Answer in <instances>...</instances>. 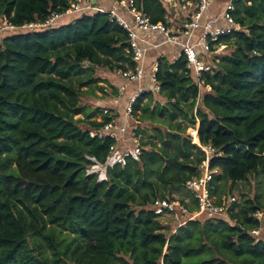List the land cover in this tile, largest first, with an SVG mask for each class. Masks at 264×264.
Instances as JSON below:
<instances>
[{"label": "trees", "instance_id": "trees-1", "mask_svg": "<svg viewBox=\"0 0 264 264\" xmlns=\"http://www.w3.org/2000/svg\"><path fill=\"white\" fill-rule=\"evenodd\" d=\"M70 1L0 0V18L45 21ZM137 7L167 23L164 0H137ZM235 16L248 33L227 39L230 53L205 75L212 93L199 104L185 59L159 58L164 102L144 106L154 100L145 93L133 107L159 125L142 155L109 166L104 181L89 170L106 164L113 141L89 131L108 119L93 121L100 111L87 113L81 100L83 88L103 83L96 69L134 68L126 31L98 14L0 42V264H226L213 249L235 264H264V240L250 234L261 228L254 214L264 213V202L244 198L233 204L231 224L192 221L170 235L150 210L201 175L206 155L190 128L200 145L223 153L211 162L221 169L212 183L218 203L234 185L264 174V0H239Z\"/></svg>", "mask_w": 264, "mask_h": 264}, {"label": "built area", "instance_id": "built-area-1", "mask_svg": "<svg viewBox=\"0 0 264 264\" xmlns=\"http://www.w3.org/2000/svg\"><path fill=\"white\" fill-rule=\"evenodd\" d=\"M239 0H166L168 13L167 23H153L151 18L140 11L137 0H71L70 7L62 13H52L45 21H34L23 25L12 24L7 18H0V41L16 35L37 33L64 24H69L79 17L108 14L111 21L122 27L129 38L130 52L135 63L133 69L111 71L122 85L116 88L115 103L110 108L103 107L97 122L107 117L108 122L99 129L89 131L90 137L101 141L111 140L106 164L95 162L89 174L97 175L95 168H105L123 163L126 159L138 158L143 153V142L140 132L141 122L134 104L138 98L152 91L160 93V84L156 74L159 58L166 47L178 50L175 61L185 59L186 68L195 85L199 88L198 104L205 94L212 93V88L205 84V75L214 74V69L230 51L227 40L235 33L247 32L236 19V3ZM173 25V27L171 26ZM159 36L162 41H159ZM197 38V40H194ZM157 55L150 71L151 88L140 87L134 94L123 101L124 107L119 109V100L125 98L128 86L143 83L146 79L145 60L148 56ZM173 62V63H174ZM88 67L89 63L86 62ZM106 91V90H105ZM95 119V118H94ZM194 142L201 147L206 159L201 164V175L186 183L191 197L182 201L157 199L150 205V210L157 219H171L176 223V230L192 221H226L230 220L231 208L237 200L223 198L218 203L212 194L214 179L221 174L219 167L212 168L211 162L223 156V153L212 146H202L198 140V131L190 133ZM198 140V141H196ZM94 161V160H93ZM261 223V228L250 232L257 239L264 240V213L254 214Z\"/></svg>", "mask_w": 264, "mask_h": 264}, {"label": "rangeland", "instance_id": "rangeland-1", "mask_svg": "<svg viewBox=\"0 0 264 264\" xmlns=\"http://www.w3.org/2000/svg\"><path fill=\"white\" fill-rule=\"evenodd\" d=\"M165 5H166V0H164ZM194 40H197L195 38ZM2 41V40H1ZM0 41V42H1ZM230 51L228 52V54ZM113 74L110 70L108 69H96V78L100 79L103 83H98L97 86H94L92 88H83L84 91H86V94L82 97L81 104H83L87 110V113L95 112L97 110L101 111L103 107L110 108V105H113L115 103V99H118L117 95L115 94V89L112 90L110 87V82L109 79H112ZM108 78V79H107ZM105 79V80H104ZM104 89V90H101ZM150 93H153L154 100H151V98L147 99L144 101V106L147 104L150 106L151 109L154 108L156 105V102H164V100H161L160 95L156 91H152ZM124 98L119 100L118 107H124L123 105ZM100 115V112L95 116V119L93 121L98 120ZM98 116V117H97ZM139 118L144 119V113L138 112ZM156 120V115L153 117ZM76 119H83L85 122L91 121L85 119L83 115H79L76 117ZM158 126V123L152 122V120H142L141 129H144V132H142V142L143 140L145 141L146 136L148 134L153 133V128L155 126ZM197 126V125H196ZM82 129H86V124L82 123L80 125ZM195 128H190L189 133L192 132V130ZM94 172H96L99 176L100 179L105 178V168L99 167L93 169ZM187 190H182L180 193H175L173 195L174 200L182 201L186 198H190L187 194ZM225 198H235L237 200V204L241 203L243 199H250V200H257L261 203L264 202V174L258 173L249 176L248 180L236 184L233 186V190L226 191V195L224 196ZM161 223L164 225V231L167 232L169 235L174 233L176 231V223L172 221L171 219H159ZM172 231V232H171ZM208 246H211L208 244ZM213 248V247H212ZM213 253L215 257L220 258L225 261L226 264H235L234 260L235 258L232 256V254L228 253L227 251H224L222 249H213Z\"/></svg>", "mask_w": 264, "mask_h": 264}, {"label": "crops", "instance_id": "crops-1", "mask_svg": "<svg viewBox=\"0 0 264 264\" xmlns=\"http://www.w3.org/2000/svg\"><path fill=\"white\" fill-rule=\"evenodd\" d=\"M171 26L173 27V25L171 24ZM159 41H162V37L159 36ZM178 53V50L174 47H166L162 50L161 54L162 57H166L170 62H174L176 55ZM156 57L158 58L157 55L154 56H148L145 60V64H146V79L143 83H135L133 85L128 86L125 98H124V102H126L128 100L129 97H131L134 92H136L140 87H147L149 86V88H151V82H150V71H151V67L153 65V63L156 61ZM112 75V79H109L110 82V87L112 88V90L116 88H118L120 85H122V81L120 79H118L115 75ZM108 79V78H107ZM105 80V79H104ZM105 91V90H104ZM116 93V92H115ZM123 107H120L119 109H122Z\"/></svg>", "mask_w": 264, "mask_h": 264}]
</instances>
